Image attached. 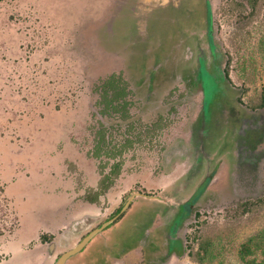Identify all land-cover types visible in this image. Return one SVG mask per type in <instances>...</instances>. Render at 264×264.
I'll use <instances>...</instances> for the list:
<instances>
[{
	"label": "rangeland",
	"instance_id": "rangeland-1",
	"mask_svg": "<svg viewBox=\"0 0 264 264\" xmlns=\"http://www.w3.org/2000/svg\"><path fill=\"white\" fill-rule=\"evenodd\" d=\"M208 8L231 87L227 95L252 113L264 112V0H178L153 8L143 25L135 0H0V264H54L86 234L76 224L85 215L104 219L137 192L168 198L165 187L184 167L167 175L161 153L173 136L181 140H173L175 149L188 141L182 132L187 109L178 106L171 119L162 115L185 96L180 75L190 61H183V51L204 33ZM111 74H122L130 86L135 132L139 126L157 130L125 152L113 188L90 207L84 196L94 197L100 166L112 164L89 156L94 129L115 118H99L96 92ZM186 87L191 102L193 86ZM209 104L212 111L214 101ZM211 124L205 123V156L194 157L191 187L178 201L204 184L205 172L225 153L229 129ZM258 185L259 197L248 208L212 206L191 217L178 236V256L165 264H245L240 246L264 229V164ZM158 201L135 198L120 220L65 264H123L118 257L134 249L146 229L158 238L181 213ZM137 253L124 263L137 264ZM248 260L261 264L264 255Z\"/></svg>",
	"mask_w": 264,
	"mask_h": 264
},
{
	"label": "flooded vegetation",
	"instance_id": "flooded-vegetation-1",
	"mask_svg": "<svg viewBox=\"0 0 264 264\" xmlns=\"http://www.w3.org/2000/svg\"><path fill=\"white\" fill-rule=\"evenodd\" d=\"M127 1L129 2L130 0H125L126 3ZM135 2H138V9L140 8L139 11L142 14L139 17L143 25L145 16L153 8L169 4L177 5L178 0H135ZM207 10V22L204 33L199 35V39L193 49L187 47L183 51V61H190L184 66L188 68V73L183 78L180 75L182 82L180 85L184 87L182 90L185 96L181 98V102L168 103L167 105L170 106V109L162 115V119H171L179 115L176 110L178 106L183 108L186 106L185 108L187 109L185 121L186 125H188V130L186 132L183 130L182 132L187 135L188 141L185 140L181 150L180 148L175 149L176 147L173 148L175 146V141L173 140L180 139L173 138V136L163 145L161 153L163 158L160 167L163 168L164 165H167L166 168H163V170L168 172L167 175L172 174L177 166L184 167V171H181L179 176L165 187V194L168 198L158 201L150 195L137 192L132 194L123 204L113 208L108 217L101 219L99 216L92 217L88 214L85 215L83 220H79L81 222L76 223H81L80 227H83L84 230L86 229L83 239L105 222L114 219L110 224L112 225L120 220L131 206L132 201L138 197L149 201L161 202L170 207V213L174 209L181 211L172 220L170 216V225L166 227V230L158 233V238H156L155 230L146 229L145 234L135 240L134 249H130L124 253L125 255L118 257L123 264L125 263L122 258L128 257L135 250L138 252L137 255L139 254L136 257L139 259L137 264H155L156 260L160 262L159 264H165L175 255L178 256V251L182 248V243L178 236L184 231V227L189 224L191 217H194L198 212L200 213L201 210L212 206L224 207L231 205L234 208L245 209L249 207L252 199L259 197L258 194H260L258 184L261 180L262 166L264 164V112L252 113L250 108L240 103L238 97H229L227 95L231 87L227 80L223 56L214 42L215 32L209 8ZM188 84L193 86L191 94H194V96L190 97L192 103L185 98L190 93L186 87ZM208 89L210 93H208ZM226 95L227 98H225ZM210 101H214V109L212 106V111H209ZM207 121L212 123V128H219V126L228 127L231 141L229 140L227 144L223 145V148L226 149L225 153L222 150L215 166L205 172L204 184L195 189L185 201H178L179 197L191 187L199 156L201 158L205 156L203 137ZM153 124L155 125V123ZM193 136L194 139L191 141ZM183 149L185 151L184 154L182 153ZM203 154L204 156H202ZM196 156L198 158L195 159L194 157ZM99 181L96 185V190H98ZM112 188L113 186L108 189V192ZM108 192L106 190L105 193L99 195L98 201L101 198L105 199ZM131 197L133 198L130 200ZM90 200V195H88L85 201L86 206L95 207L98 205V201L92 202ZM128 201L129 203L126 206ZM125 206L126 208L122 211ZM150 213L152 211L149 210L148 214ZM78 227V225L74 224L72 231L77 233ZM142 227L148 228L145 224ZM70 236L73 238L75 234L70 233ZM160 238H163L160 244L162 250L156 252L155 247L160 242ZM99 264L106 263L100 262Z\"/></svg>",
	"mask_w": 264,
	"mask_h": 264
},
{
	"label": "trees",
	"instance_id": "trees-1",
	"mask_svg": "<svg viewBox=\"0 0 264 264\" xmlns=\"http://www.w3.org/2000/svg\"><path fill=\"white\" fill-rule=\"evenodd\" d=\"M96 92L99 97V118L104 119L106 116H115V118L110 119L112 121L110 124H105L99 120L100 128L94 129L92 136V149L89 156L96 160L112 161L109 167L100 166V181L98 190L94 192V197L90 200L92 202L98 201L99 195L105 193L106 190L108 192V189L114 185V181L119 177L122 167L120 159L125 152L129 151L134 145L140 144L142 137L148 135L151 131L157 130L150 126L142 129L138 125L139 132H135L136 122L139 120L132 119L130 115L129 110L135 104H132L129 99L132 96V91H130V86L122 74L109 75L101 82ZM117 136L119 138L116 140ZM106 169H108L107 172L104 171ZM87 198L85 195L84 202ZM258 252L264 255V229L259 234L249 237L240 246L238 256L245 264H254L248 259ZM261 264H264V261Z\"/></svg>",
	"mask_w": 264,
	"mask_h": 264
},
{
	"label": "water",
	"instance_id": "water-1",
	"mask_svg": "<svg viewBox=\"0 0 264 264\" xmlns=\"http://www.w3.org/2000/svg\"><path fill=\"white\" fill-rule=\"evenodd\" d=\"M133 197L130 198V200ZM129 200V201H130ZM129 201L127 202L126 206L128 205ZM126 206L122 209V211L126 208ZM121 211V212H122ZM114 219H111L104 224H102L100 227L94 229L92 232H90L88 235H86L79 243H77L75 246H73L71 249L65 251L62 253L55 261L54 264H65L66 261L74 256L75 254L79 253L87 244L88 242L98 233H100L103 229H105L108 225H110Z\"/></svg>",
	"mask_w": 264,
	"mask_h": 264
}]
</instances>
